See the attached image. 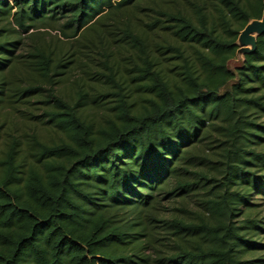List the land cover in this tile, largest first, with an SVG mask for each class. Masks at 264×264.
<instances>
[{
  "label": "trees",
  "instance_id": "obj_1",
  "mask_svg": "<svg viewBox=\"0 0 264 264\" xmlns=\"http://www.w3.org/2000/svg\"><path fill=\"white\" fill-rule=\"evenodd\" d=\"M264 0H0V264H264Z\"/></svg>",
  "mask_w": 264,
  "mask_h": 264
},
{
  "label": "water",
  "instance_id": "obj_2",
  "mask_svg": "<svg viewBox=\"0 0 264 264\" xmlns=\"http://www.w3.org/2000/svg\"><path fill=\"white\" fill-rule=\"evenodd\" d=\"M262 34H264V10L260 19L249 21L240 32L236 57L243 60L244 55L253 53L256 49L257 37Z\"/></svg>",
  "mask_w": 264,
  "mask_h": 264
},
{
  "label": "rangeland",
  "instance_id": "obj_3",
  "mask_svg": "<svg viewBox=\"0 0 264 264\" xmlns=\"http://www.w3.org/2000/svg\"><path fill=\"white\" fill-rule=\"evenodd\" d=\"M242 62V59H238L237 57L229 62V68L235 70Z\"/></svg>",
  "mask_w": 264,
  "mask_h": 264
}]
</instances>
